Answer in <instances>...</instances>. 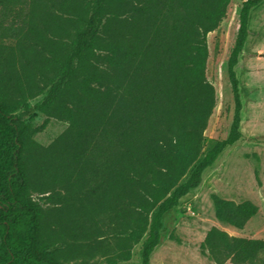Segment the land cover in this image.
<instances>
[{"label": "trees", "instance_id": "trees-1", "mask_svg": "<svg viewBox=\"0 0 264 264\" xmlns=\"http://www.w3.org/2000/svg\"><path fill=\"white\" fill-rule=\"evenodd\" d=\"M229 1L0 0V264H68L32 197L53 185L112 229L108 264L127 261L139 241L149 264L163 217L241 138L235 66L264 0L241 2L226 69L231 125L199 159L214 107L206 35ZM36 113L46 117L37 131L49 119L68 124L47 147L31 139ZM251 162L257 178L255 154ZM210 200L215 219L237 230L258 215L248 200ZM199 253L213 264H264V240L211 227Z\"/></svg>", "mask_w": 264, "mask_h": 264}, {"label": "rangeland", "instance_id": "rangeland-1", "mask_svg": "<svg viewBox=\"0 0 264 264\" xmlns=\"http://www.w3.org/2000/svg\"><path fill=\"white\" fill-rule=\"evenodd\" d=\"M241 2L230 0L225 17L206 35L205 79L214 89V107L203 132L199 159L218 139L227 135L231 125L233 102L226 69ZM263 40L264 2L250 11L247 39L235 66L242 104L241 138L205 170L199 186L163 217L161 238L149 264H213L199 253V245L211 227L230 236L264 240V52L255 51ZM45 119L36 113L30 123L35 130L31 139L41 147L49 146L68 127L63 121L49 119L44 128L37 131ZM254 154L258 157L257 178L251 162ZM212 194L234 202L251 201L258 207V215L241 230L221 224L214 217ZM70 196L69 188L60 185L51 186L44 195L32 193L43 208V222L49 234L60 237L55 239L61 247L60 259L68 264H108L107 260L117 254L112 229L98 215L94 218L84 215L76 195L68 202ZM140 246L141 241L131 244L130 258L118 264H140Z\"/></svg>", "mask_w": 264, "mask_h": 264}, {"label": "crops", "instance_id": "crops-1", "mask_svg": "<svg viewBox=\"0 0 264 264\" xmlns=\"http://www.w3.org/2000/svg\"><path fill=\"white\" fill-rule=\"evenodd\" d=\"M263 46H264V40L261 43H259V45L256 47L255 51L256 52H258V51H263L264 52Z\"/></svg>", "mask_w": 264, "mask_h": 264}]
</instances>
